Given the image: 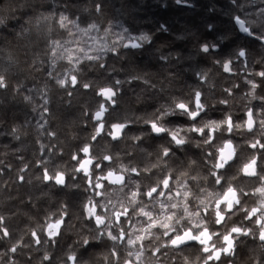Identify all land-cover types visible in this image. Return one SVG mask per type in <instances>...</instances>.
<instances>
[{"label":"clouds","instance_id":"1","mask_svg":"<svg viewBox=\"0 0 264 264\" xmlns=\"http://www.w3.org/2000/svg\"><path fill=\"white\" fill-rule=\"evenodd\" d=\"M0 264H264V0H0Z\"/></svg>","mask_w":264,"mask_h":264}]
</instances>
